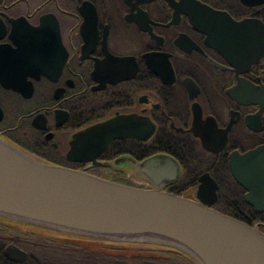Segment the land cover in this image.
Wrapping results in <instances>:
<instances>
[{"label":"flooded vegetation","instance_id":"1","mask_svg":"<svg viewBox=\"0 0 264 264\" xmlns=\"http://www.w3.org/2000/svg\"><path fill=\"white\" fill-rule=\"evenodd\" d=\"M193 1L248 28L216 25L195 14ZM190 4L185 14L166 0H0V79L26 80L25 94L0 80V137L39 161L131 185L129 164H107L170 157L179 170L157 181L161 191L203 203L201 179L214 182L210 207L264 234V209L247 203L243 177L230 170L236 155L252 201L264 205V55L252 62L242 53L259 24L264 36V0ZM193 19L218 26L219 49ZM115 117L138 135L113 140L96 164L67 159L76 133ZM152 244L73 238L0 218V264H191Z\"/></svg>","mask_w":264,"mask_h":264},{"label":"water","instance_id":"2","mask_svg":"<svg viewBox=\"0 0 264 264\" xmlns=\"http://www.w3.org/2000/svg\"><path fill=\"white\" fill-rule=\"evenodd\" d=\"M166 1L174 9L191 14L186 9L191 6L190 0ZM193 7L195 14L216 25L228 23L234 32L248 28V22L236 23L225 13L200 3L193 1ZM193 23L208 33L219 49L218 26L200 19H193ZM261 25L256 42L254 36L242 40L246 46L242 53L252 62L264 55ZM0 80L7 88L25 94L24 78ZM126 121L124 117H115L76 133L70 140L67 159L96 164L113 140L138 135L127 130ZM256 153L248 154L246 159ZM237 159L236 155L230 157V170L237 180L240 181V175L243 177L241 184L248 191L247 203L256 210L264 209V205L252 201L251 179L247 171L236 167ZM127 164L138 178L155 183L157 188L122 185L39 161L0 137V218L73 238L169 246L198 264H264V234L210 207L217 200V185L213 181L214 185L201 179L198 196L203 203H198L158 188L157 181L169 183L177 176L179 166L174 159L157 156L137 163L121 157L107 165L121 168ZM207 196L211 198L209 203L205 201Z\"/></svg>","mask_w":264,"mask_h":264},{"label":"trees","instance_id":"3","mask_svg":"<svg viewBox=\"0 0 264 264\" xmlns=\"http://www.w3.org/2000/svg\"><path fill=\"white\" fill-rule=\"evenodd\" d=\"M91 174V173H90ZM92 175H96V174H93L92 173ZM96 176H99V175H96ZM101 178H103V179H105V180H111V181H113V182H115V183H118V184H122V185H126V183L124 182V180H122V179H111V178H109L108 176H101ZM218 211H220L221 213H223V214H226V215H228V216H231V217H233V218H236V217H234V216H232V215H230L228 212H225L224 210H220L219 208H218ZM152 247H154V246H152ZM182 255H185L184 253H182V252H180ZM186 257V260L187 261H185V262H189V263H191V264H197L193 259H191L190 257H187V256H185ZM181 262V260H176L175 262H177V264H179L180 262ZM162 264V263H161Z\"/></svg>","mask_w":264,"mask_h":264},{"label":"rangeland","instance_id":"4","mask_svg":"<svg viewBox=\"0 0 264 264\" xmlns=\"http://www.w3.org/2000/svg\"><path fill=\"white\" fill-rule=\"evenodd\" d=\"M137 179V178H136Z\"/></svg>","mask_w":264,"mask_h":264}]
</instances>
